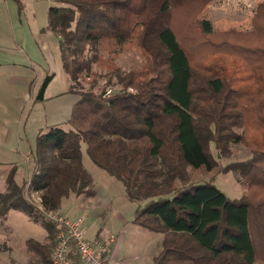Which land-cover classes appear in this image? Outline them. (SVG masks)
<instances>
[{
  "label": "trees",
  "instance_id": "trees-1",
  "mask_svg": "<svg viewBox=\"0 0 264 264\" xmlns=\"http://www.w3.org/2000/svg\"><path fill=\"white\" fill-rule=\"evenodd\" d=\"M215 1L59 0L42 28L58 41L71 79L68 92L81 99L70 130H40L32 189L45 210H61L73 196H94L82 160L85 143L91 161L122 181L129 199L139 203L133 222L163 234L152 264H264V2L252 29L241 32L216 31L202 18ZM179 13L185 27L197 31L203 63L193 62L179 37ZM130 51L142 64L124 70L116 60ZM209 56L234 63L225 67L208 62ZM53 76L44 79L35 102L45 100ZM100 79L105 85L95 91ZM234 144L251 156L224 163ZM231 170L247 186L238 199L215 184ZM26 183L19 186L12 171L0 193V216L23 208L36 218L38 209L25 206ZM45 222L50 244H27L42 264H51L58 227ZM70 255L72 264H82L75 248Z\"/></svg>",
  "mask_w": 264,
  "mask_h": 264
},
{
  "label": "rangeland",
  "instance_id": "rangeland-1",
  "mask_svg": "<svg viewBox=\"0 0 264 264\" xmlns=\"http://www.w3.org/2000/svg\"><path fill=\"white\" fill-rule=\"evenodd\" d=\"M261 2L264 0H216L207 7L202 18L210 20L216 31H227L234 28L237 31L247 32L252 29L251 21ZM9 3L15 29L13 36L12 33L7 34L5 39L14 44L7 45L2 42L0 44V75L4 76V80L0 83V92L3 91L4 86L8 87V77L13 71L14 63L19 64L16 69L20 73V80L15 89L21 97L19 102L21 110L15 114V124L9 130L6 136L8 139L4 143L12 149L11 157L17 165L14 170L16 183L21 186L25 180L27 181L25 193L28 202L25 206L35 207L38 211L36 218L31 217L23 208L12 209L5 216H0V264H42L41 256L27 244L29 240L50 244L49 231L45 222L47 219L41 211L40 195L34 192L30 182L34 144L41 129L46 131L54 125H58L65 131L71 129L69 119L74 104L81 99V96L68 92L71 79L62 69L56 37L51 31L46 32L50 44L45 50L39 47L35 37L42 28L47 26L49 8L59 5V0H9ZM184 22L183 14L179 13L175 19L179 37L191 54L193 62L203 63L205 58L202 49L199 44L195 43L197 31L185 27ZM16 42L19 43V48ZM28 57L31 61L27 59ZM207 61L221 62L226 65L225 67H230L234 63L231 59L220 56L218 59L209 56ZM116 63L124 70H133L142 64V58L137 52L130 51L117 58ZM52 73L54 76L46 90L45 101L30 105L29 95L35 98L44 79ZM90 82L84 83V90L90 89ZM104 85L105 81L100 79L95 91H98L99 86ZM86 148V144L82 143L83 165L92 178L93 189L98 197L92 199L88 196H73L74 198L65 200L61 209L63 215L76 217L82 213L87 214V221L84 222L86 239L92 240L99 233L103 239L110 236L116 239L117 236L119 241L111 248L110 264H152L149 257L151 254H147L149 252L145 247L147 242L150 243V238H156L149 248L151 253L152 250L155 251L151 256L154 257L156 249L162 247L163 234L143 231L134 225L132 221L139 203L129 199L122 181L91 161ZM211 151L216 157L217 150L213 145H211ZM250 156L251 151L247 147L234 144L232 145V156L223 162L240 161ZM237 173L233 170L222 173L215 182L216 186L231 199L240 198L247 188ZM114 210L125 220H120Z\"/></svg>",
  "mask_w": 264,
  "mask_h": 264
},
{
  "label": "crops",
  "instance_id": "crops-1",
  "mask_svg": "<svg viewBox=\"0 0 264 264\" xmlns=\"http://www.w3.org/2000/svg\"><path fill=\"white\" fill-rule=\"evenodd\" d=\"M12 1H14V0H12ZM8 20H9V22H8ZM13 21H14V19H13V14H12V11L10 8L9 0H0V44H1V42L3 44H7V45L8 44L9 45L14 44L12 41H10V40L7 41L5 39L7 34L9 35L10 33H12V36H13V30L15 29ZM35 37L37 38V44L39 45V47L42 50H45V48L47 49L49 47L50 42L47 39L46 32L44 33L41 30L38 34L35 35ZM16 46L19 48L20 45L18 42H16ZM27 59L29 61H31V59L29 57ZM18 65L19 64L14 63L13 71L10 72L9 77H8V83H7L8 87L5 84L6 86H4L3 91L0 92V148H2L0 151L2 153V154L0 153V166H2V168H0V193H4L6 191L8 177H9L10 173L12 171H14L15 168H17L16 162L13 161V158L11 157V155L13 153L11 151L12 149L7 144H5L4 142L6 139H8V137H6V136L9 132V130L12 129L13 128L12 126L15 124V119H14V117L16 116L15 114L19 113V111L21 110V108L19 107L20 106L19 102H20L21 97H20L19 93L16 92V89H15V86L17 84H19V80H20V73L16 69V67H18ZM15 70L17 72H15ZM49 72H50V70H49ZM2 80H4V76L0 75V83ZM35 98L32 95H29L30 105L35 103ZM45 99H46V97H45ZM12 139H13V137H12ZM34 148H35V144H34ZM97 197H98V194L96 193L94 197H88V198L94 199ZM83 205L84 204H82V206ZM114 212L116 215H118L115 210H114ZM86 215H87L86 213H82L81 215H77L76 217L83 216V217H85V220L87 221ZM76 217L73 216V217H68V218H76ZM119 217H120V220H125L122 216H119ZM126 224H127V222H126ZM134 225L136 227L141 228L143 231H148V230L136 225L135 223H134ZM143 233H145V232H143ZM151 233H154V232H151ZM120 237H121V235H120ZM122 237H124V236H122ZM96 238H101L100 233L94 237V239H96ZM154 239H156V238H150V240H149L150 243L147 242L148 244L145 247L147 252H149L147 254H149V255L151 254L149 256L151 258V261L153 260L155 255L160 250V248L156 249L157 251H156L154 257H151L154 254L153 252H155V251L152 250V253H151L149 248H150V245H152ZM118 241H119V239L116 236V242L115 243L118 244ZM111 253L109 254L108 264H110L111 260H112V254Z\"/></svg>",
  "mask_w": 264,
  "mask_h": 264
},
{
  "label": "built area",
  "instance_id": "built-area-1",
  "mask_svg": "<svg viewBox=\"0 0 264 264\" xmlns=\"http://www.w3.org/2000/svg\"><path fill=\"white\" fill-rule=\"evenodd\" d=\"M47 220L58 227L57 244L51 256V264H72L71 250L76 249L82 264H108V258L116 239H86L85 217L68 218L61 210H45L41 208Z\"/></svg>",
  "mask_w": 264,
  "mask_h": 264
}]
</instances>
